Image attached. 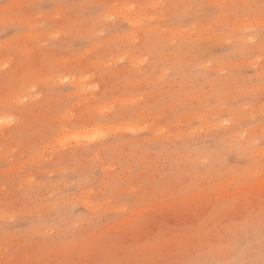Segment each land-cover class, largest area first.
<instances>
[{
  "label": "rangeland",
  "instance_id": "374dc122",
  "mask_svg": "<svg viewBox=\"0 0 264 264\" xmlns=\"http://www.w3.org/2000/svg\"><path fill=\"white\" fill-rule=\"evenodd\" d=\"M0 264H264V0H0Z\"/></svg>",
  "mask_w": 264,
  "mask_h": 264
},
{
  "label": "bare ground",
  "instance_id": "6f19581e",
  "mask_svg": "<svg viewBox=\"0 0 264 264\" xmlns=\"http://www.w3.org/2000/svg\"><path fill=\"white\" fill-rule=\"evenodd\" d=\"M88 134V133H87Z\"/></svg>",
  "mask_w": 264,
  "mask_h": 264
}]
</instances>
